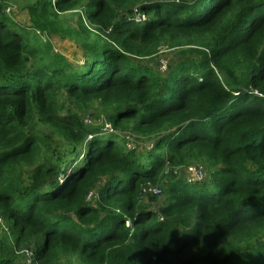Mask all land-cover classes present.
Listing matches in <instances>:
<instances>
[{
  "label": "trees",
  "instance_id": "16d2710c",
  "mask_svg": "<svg viewBox=\"0 0 264 264\" xmlns=\"http://www.w3.org/2000/svg\"><path fill=\"white\" fill-rule=\"evenodd\" d=\"M27 9L31 27L0 0V264H28L27 250L34 264H264V0ZM74 10L78 27L62 16ZM53 35L80 42L84 62ZM161 47L182 56L164 77L140 60ZM65 98L96 105L103 122ZM195 162L217 188L173 173Z\"/></svg>",
  "mask_w": 264,
  "mask_h": 264
},
{
  "label": "rangeland",
  "instance_id": "374dc122",
  "mask_svg": "<svg viewBox=\"0 0 264 264\" xmlns=\"http://www.w3.org/2000/svg\"><path fill=\"white\" fill-rule=\"evenodd\" d=\"M6 4V12L10 15V17L13 18L14 21L17 23L25 26V27H31L30 20H29V13L27 9V5L34 1V0H3ZM79 13L78 10H74L71 12L63 13V20L71 27H78L79 24ZM89 41H94V35L89 38ZM52 42L56 50L61 51L68 55L69 59L72 61H75L76 63H83V57H84V47L75 40L74 38L67 37V38H61L57 35L52 36ZM178 49H170L167 47H161V50L158 54L152 57H144L141 60L146 65L151 66L153 69H155L161 77H164L167 72L169 71V66L166 70H162L161 66L163 62H166L168 65L175 64L179 58H182V56L179 55ZM198 54H191V57H198ZM66 99V98H65ZM66 107L67 111L79 113L81 116H83L85 119H88V123H102L103 117L101 113H98V108L96 105H94L90 109H82L80 108L75 102H73L71 99H66ZM101 116V117H100ZM91 121V122H90ZM118 133L121 135H126V132H122L120 130H117ZM116 132V130H115ZM128 139L130 140V144L132 148H135L137 145V149H143L144 152H148L153 149L154 140H145L144 138L138 139V137H134L131 134H127ZM77 154H69V157H66V163L75 158ZM195 163H203V162H195ZM181 174V173H179ZM178 174V175H179ZM192 187L195 189H202V190H212L217 188L216 184L213 182L205 179L204 181L196 182L192 184ZM97 196L96 192L93 191L92 195L89 196V201L93 202L95 197ZM160 200L163 201L164 195H161L159 197ZM146 203H149L147 201V198L145 199ZM155 208H158V203L155 202L152 204ZM6 232V230H3V233ZM32 252V251H31ZM31 254H29L27 251L24 252V260L29 263V257ZM22 257V258H23ZM67 261H63L61 264H67Z\"/></svg>",
  "mask_w": 264,
  "mask_h": 264
},
{
  "label": "built area",
  "instance_id": "2783aa9c",
  "mask_svg": "<svg viewBox=\"0 0 264 264\" xmlns=\"http://www.w3.org/2000/svg\"><path fill=\"white\" fill-rule=\"evenodd\" d=\"M146 15L141 14L136 8H135V13H134V20L136 22H143L144 20H146ZM168 67V64L166 62L162 63V70H166ZM87 122H89L88 119H86ZM91 122V121H90ZM106 129L109 132H115V128L113 127V125L109 122L106 123ZM129 146L131 147V144L129 143ZM185 173L186 176V180L191 183L194 184L196 182H200V181H204L206 179V168L202 163H191L185 166H181V167H176L174 172L176 175L179 173ZM162 191L161 187L158 185H153V184H148L146 186H144V192L145 193H152V194H160ZM92 195V193L90 194ZM27 252L30 255L29 257V263L28 264H34V259H33V252H31L30 250H27Z\"/></svg>",
  "mask_w": 264,
  "mask_h": 264
}]
</instances>
